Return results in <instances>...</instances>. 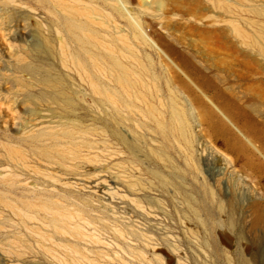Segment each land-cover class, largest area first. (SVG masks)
I'll return each instance as SVG.
<instances>
[{"label": "rangeland", "instance_id": "rangeland-1", "mask_svg": "<svg viewBox=\"0 0 264 264\" xmlns=\"http://www.w3.org/2000/svg\"><path fill=\"white\" fill-rule=\"evenodd\" d=\"M154 1L0 0V264H264V175L248 165L264 152L231 127L245 152L227 153L194 103L212 95L203 75L264 91L263 57L230 27L264 29L261 0Z\"/></svg>", "mask_w": 264, "mask_h": 264}, {"label": "bare ground", "instance_id": "bare-ground-1", "mask_svg": "<svg viewBox=\"0 0 264 264\" xmlns=\"http://www.w3.org/2000/svg\"><path fill=\"white\" fill-rule=\"evenodd\" d=\"M168 0H155L154 2L157 4V6L159 7L158 9H162L163 7H165V2H167ZM212 1V0H209ZM245 1V0H244ZM248 1V0H247ZM257 1V0H256ZM171 2V1H169ZM227 1L225 0H216V5L219 8H222L221 10H223L224 8H229L230 6L228 5L230 2L228 0V4L226 3ZM233 2V1H232ZM236 2V1H235ZM235 2L233 3V5L235 4ZM241 2V1H240ZM251 1H249L250 3ZM262 0L260 2L255 3L256 6L253 8V6H251L252 8L250 9L252 12L254 10V12L252 13V16L255 13V16L257 18H263L264 19V1L263 3L260 5L259 3H261ZM154 3V4H155ZM168 3V2H167ZM213 4H214V0H213ZM231 4V3H230ZM237 4V3H236ZM252 4V5H255ZM165 5V6H164ZM199 5V4H198ZM244 5V2L243 4ZM247 5V4H246ZM244 5V6H246ZM148 8L147 10H149V6L150 5H146ZM241 6V5H240ZM214 7V6H213ZM216 7V8H218ZM236 7V5H235ZM248 7V6H247ZM250 7V6H249ZM249 7L247 10H249ZM227 8V10H228ZM232 8V7H231ZM236 9V8H235ZM93 9H88L87 14L89 15L91 13ZM158 10V11H159ZM165 10V8H164ZM217 10V9H216ZM220 10V9H218ZM232 10V9H231ZM241 10V8H240ZM246 10V11H247ZM77 13H82L84 12L82 9H76L75 10ZM224 11V10H223ZM226 11V9H225ZM245 11V10H244ZM243 11V12H244ZM164 12V11H163ZM227 12V11H226ZM228 12H230V9L228 10ZM227 12V13H228ZM160 13V12H159ZM162 13V11H161ZM247 13V12H246ZM248 13H251L250 11ZM119 14L122 16V12H119ZM255 17V18H256ZM163 20V13L159 16V19ZM235 20V19H234ZM249 20V19H248ZM251 20V19H250ZM249 20V21H250ZM253 20V19H252ZM231 21V20H230ZM247 21V20H246ZM248 21V22H249ZM255 21V20H254ZM254 21L252 23H254ZM260 21V20H259ZM264 21V20H263ZM160 22V21H158ZM257 22V20H256ZM238 23V22H237ZM236 22H232V25L230 23V27L232 28L231 32L233 31L235 33V35H237V37L242 38V41H244V43L246 44V42L249 44L251 43V45L249 44V46H253L252 48H254V50L261 55L260 57H263L264 59V41L260 40V38H256L255 34H257L256 32L253 33L250 28V25H248V23L246 24L248 26V28H250L251 32L253 33V35H247L246 33H244L242 30L243 28H240V25L237 24ZM164 24V23H163ZM162 24V25H163ZM251 24V23H249ZM68 28L69 30H71V32H76V31H82L85 32V35L87 37L92 36V38H95V32L94 30H92V28L86 24L85 22L83 23L82 21L78 22L77 24L72 21L71 19L68 20L67 22ZM161 25V24H159ZM246 26V27H247ZM253 26V24H252ZM255 26V25H254ZM229 27V26H228ZM230 27L228 29H230ZM257 28V27H256ZM261 28V27H259ZM255 29V28H254ZM249 30V29H248ZM256 31V29H255ZM259 36L264 37V29H260L257 30ZM87 33V34H86ZM210 33V32H209ZM215 33V32H214ZM218 32H216L215 34H217ZM233 33V34H234ZM248 33V32H247ZM224 34V33H223ZM222 35V34H221ZM135 36L138 39H142V35L139 31H135ZM234 37V36H233ZM236 37V38H237ZM222 38V37H221ZM220 39V38H219ZM223 40V39H222ZM264 40V38H263ZM221 42V40H220ZM223 42V41H222ZM224 43V42H223ZM222 45V44H221ZM159 49V48H158ZM165 49V48H164ZM167 49V48H166ZM165 49V51H166ZM160 50V49H159ZM168 50V49H167ZM161 51V50H160ZM171 51V49H170ZM208 51H206L207 53ZM175 53V52H174ZM254 53V52H253ZM169 54V53H168ZM173 54V53H172ZM201 54V53H199ZM204 54V53H203ZM212 54V53H211ZM257 54V55H258ZM176 55V54H175ZM174 55V56H175ZM178 55V54H177ZM207 55V54H206ZM214 55V54H213ZM169 56H171V54H169ZM173 56V55H172ZM178 57V56H177ZM176 57V58H177ZM217 57V56H216ZM215 57V58H216ZM173 58V57H172ZM175 58V59H176ZM181 58V57H180ZM204 60L205 58L202 57ZM208 58V57H207ZM206 61L209 62L210 58L207 59ZM218 58V57H217ZM214 60V58H212ZM211 59V60H212ZM219 59V58H218ZM210 60V61H211ZM217 60V59H215ZM222 60V59H220ZM180 64L183 65V62L181 60H179ZM219 61V60H218ZM214 62V61H213ZM212 62V63H213ZM187 63V62H186ZM211 63V62H210ZM216 63V62H215ZM222 63V62H220ZM224 63V61H223ZM191 64V63H190ZM215 65V64H214ZM228 65V64H227ZM186 66V65H183ZM192 66V65H191ZM211 66V65H210ZM216 66V65H215ZM218 66V64H217ZM216 66V67H217ZM194 69H196L195 65H193ZM224 67V66H223ZM186 68V67H184ZM213 68V66H212ZM222 68V67H221ZM189 69V68H188ZM214 69V68H213ZM216 69V68H215ZM191 70V69H190ZM217 70V69H216ZM215 70V71H216ZM125 71L124 69H121V75L119 78L120 82H126V75L123 72ZM194 71V70H192ZM224 71V70H223ZM229 72V71H228ZM195 73V72H193ZM226 73V72H225ZM216 74H220V73H216ZM192 75V74H191ZM198 76V75H197ZM202 76V75H201ZM204 76V77H203ZM202 77L204 79H200V77L198 76L197 79L199 80V83L201 82V84H203L202 86H207L208 85V91L212 92L211 96H207V94L203 91H199L200 95H203L204 97H206L207 102H209V104H203L202 103V99L199 98L198 96L194 95V103L197 104V106L200 108L199 110V119L197 118V122L200 124L199 125V129L206 127V132L208 134V136L215 141H220L225 149V151L227 153H231L233 155L235 154H242L245 152V145L241 142L240 138H238L237 136H235L233 134V132H231V127H234L238 132H240V135L242 137H244V139L247 140V142L252 145L253 147H255L258 151L264 152V91H262V89H260L259 91H256L253 95H249L248 97H244L243 94L241 93H231V92H224V91H220L219 88H210V84L211 83H207L205 82V75H203ZM209 79V77L207 78ZM206 79V80H207ZM196 80V79H195ZM210 80V79H209ZM211 81V80H210ZM198 83V84H199ZM52 84H55L53 86H56L59 83V81L57 82H52ZM200 84V85H201ZM213 84V83H212ZM215 85V84H213ZM201 86V87H202ZM216 87V86H213ZM199 90V88H198ZM190 93V92H188ZM193 99V98H192ZM201 99V100H200ZM246 99V100H245ZM246 102H248V105L250 107V110L246 109V107L244 105H246ZM174 103V101H173ZM196 106V105H195ZM172 115L176 117L177 121L179 118V114H178V109L176 108V105L174 104L172 106ZM196 109V108H195ZM196 112V111H195ZM182 114H186L185 109L182 110L181 112ZM254 113H258V115H254ZM193 114V113H192ZM260 118V119H259ZM180 126H183V124H179ZM256 143H259L262 147V149L260 147L257 146ZM201 153H200V157L206 156L208 158H211V160H213L212 158L216 157L215 154L218 152H216L214 150V148L208 144L202 143V147H201ZM219 156V160L221 161L220 163L224 162V166L229 169L232 166L234 167V163L237 162V158H230L228 159L227 156L225 155H218ZM160 158L165 159L164 156H159ZM264 157V155H263ZM217 158V157H216ZM207 159V158H206ZM218 159V158H217ZM249 160V158L247 159ZM244 161V160H243ZM241 162V161H240ZM248 162V161H247ZM249 166H251L254 169V173L259 172L260 174L264 175V166L261 164H257L254 165L253 163H248ZM198 166V164H197ZM196 166V167H197ZM242 166V165H241ZM250 168V167H249ZM238 169V168H237ZM251 169V170H253ZM236 170V168H235ZM234 171V169H233ZM226 172V171H225ZM224 173V172H223ZM226 174V173H225ZM257 174V173H256ZM229 175V174H227ZM243 175V172H242ZM245 175V174H244ZM243 175V176H244ZM240 180V179H239ZM250 188V187H249ZM249 188H245L246 190H244V194L245 195H249V196H256V190L251 188V191ZM242 192V191H241ZM241 197V195H240ZM200 207V206H199ZM203 209L205 215L209 216V213L205 211V208H201ZM253 219H252V224L256 225L257 223L260 222V216L258 212H254L253 214ZM251 224V225H252Z\"/></svg>", "mask_w": 264, "mask_h": 264}]
</instances>
